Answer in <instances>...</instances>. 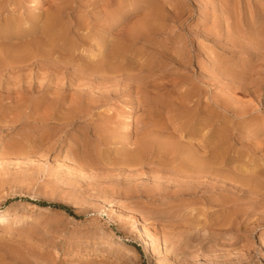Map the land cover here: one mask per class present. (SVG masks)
<instances>
[{
	"label": "rangeland",
	"instance_id": "rangeland-1",
	"mask_svg": "<svg viewBox=\"0 0 264 264\" xmlns=\"http://www.w3.org/2000/svg\"><path fill=\"white\" fill-rule=\"evenodd\" d=\"M31 1L0 0L51 31L0 65V264H264V0Z\"/></svg>",
	"mask_w": 264,
	"mask_h": 264
},
{
	"label": "bare ground",
	"instance_id": "bare-ground-1",
	"mask_svg": "<svg viewBox=\"0 0 264 264\" xmlns=\"http://www.w3.org/2000/svg\"><path fill=\"white\" fill-rule=\"evenodd\" d=\"M24 1H26V0H20V2L22 4L24 3ZM43 2H44V0H33V1H31V7H36L38 9L39 7L42 6ZM75 3H76V1H75ZM65 8H66L65 2L58 3L57 6L55 8H53V10L50 13L47 14L45 20L43 21L44 27H47L49 30H51V28L53 26L63 25L65 23L63 21V15H64L63 12H64ZM12 15H11V18L6 19V21L3 22L4 28L2 29L3 31L0 32V65H5V64L10 65L11 63H17V62L26 60L29 58V55L31 52L43 50V48L40 46V44L38 42H34L33 39L30 38L31 35L37 34L40 37H47V35L49 36V34H51V31L49 32L48 30H45L42 28L38 29V27H39V26H37V25H39L38 24L39 23L38 17H40V16H37L36 12H31L29 14V16H30L29 19L26 20L24 23H22V21H21L23 19L22 17L17 16L18 18H16V17H13ZM125 36H126V38L128 37L127 35H125ZM123 37L124 36H122V39H123ZM125 42H126V40L123 41V43H125ZM37 61H38V59H37ZM132 120L133 119L131 117H128V119L125 123V126H124L125 131H130L132 129V127H133ZM193 158H188V162H194L195 159L193 160ZM204 163H206V162H204ZM43 208H48V207H43ZM10 212H11V210L8 208H1L0 207V222H2V221L5 222V216L7 214H9ZM7 223H8V221H7ZM144 229L146 230L145 227H144ZM143 248L145 251H149L150 247H149V244L147 243V241H146L145 247H143ZM124 249H125V247H124Z\"/></svg>",
	"mask_w": 264,
	"mask_h": 264
},
{
	"label": "trees",
	"instance_id": "trees-1",
	"mask_svg": "<svg viewBox=\"0 0 264 264\" xmlns=\"http://www.w3.org/2000/svg\"><path fill=\"white\" fill-rule=\"evenodd\" d=\"M38 203L44 205V206H54V207H58L61 208L65 211H67L70 214H74L72 208L66 204H61V203H56V202H47V201H38Z\"/></svg>",
	"mask_w": 264,
	"mask_h": 264
}]
</instances>
